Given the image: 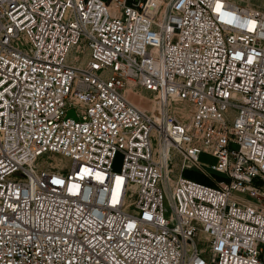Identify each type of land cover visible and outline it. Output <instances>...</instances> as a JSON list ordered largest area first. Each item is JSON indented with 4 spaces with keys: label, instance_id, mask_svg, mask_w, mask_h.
Segmentation results:
<instances>
[{
    "label": "built area",
    "instance_id": "obj_1",
    "mask_svg": "<svg viewBox=\"0 0 264 264\" xmlns=\"http://www.w3.org/2000/svg\"><path fill=\"white\" fill-rule=\"evenodd\" d=\"M256 180L264 0H0V264H264Z\"/></svg>",
    "mask_w": 264,
    "mask_h": 264
},
{
    "label": "rangeland",
    "instance_id": "obj_2",
    "mask_svg": "<svg viewBox=\"0 0 264 264\" xmlns=\"http://www.w3.org/2000/svg\"><path fill=\"white\" fill-rule=\"evenodd\" d=\"M165 1H167V0H165ZM255 2H257V1H259V0H254ZM134 90V89H133ZM135 91H137L136 89H135ZM131 93H133V94H137V93H135V92H131ZM130 96H132V94H129ZM151 96H152V98H150V96H149V99H148V101L147 102H145V103H140V101L138 100V98H134V96H132V97H130V96H128V98L132 101V102H134L138 107H140V106H142L143 108H144V111H146V112H153L154 111V96L152 95V94H150ZM141 108V107H140ZM142 109V108H141ZM201 160H202V162H204V163H207V164H214L215 163V161L211 158V157H209V156H207V155H204V156H202V158H201ZM217 179H221L222 178V176L221 175H219V174H216V173H212ZM185 177L186 178H190V179H192V180H198V181H201V182H203V183H206V184H209V182L208 181H206V180H203V178L202 177H200V175L199 174H197V173H195V172H188L186 175H185ZM254 185L256 186V187H264V183H262L260 180H256L255 182H254Z\"/></svg>",
    "mask_w": 264,
    "mask_h": 264
},
{
    "label": "bare ground",
    "instance_id": "obj_3",
    "mask_svg": "<svg viewBox=\"0 0 264 264\" xmlns=\"http://www.w3.org/2000/svg\"><path fill=\"white\" fill-rule=\"evenodd\" d=\"M76 53H74V54H76ZM79 69L82 70L81 72H85L84 66H79ZM131 92H135L137 94H133ZM126 93H127V96H130L129 94H132V96H134V98H138V100L142 104L148 101L149 96H150V98H152V96L147 92H139V91H135L133 89H129ZM132 96H130V97H132ZM154 101H155V99H154ZM140 107L142 108V110H144V108L142 106H140ZM54 160H55V165L60 167V168H65L69 165V162L63 158L54 157Z\"/></svg>",
    "mask_w": 264,
    "mask_h": 264
},
{
    "label": "water",
    "instance_id": "obj_4",
    "mask_svg": "<svg viewBox=\"0 0 264 264\" xmlns=\"http://www.w3.org/2000/svg\"><path fill=\"white\" fill-rule=\"evenodd\" d=\"M68 118L76 119V115H75V112L73 110H71L68 113ZM122 161H123V157L121 155H119L116 159L115 166H114L117 171L120 170L121 165H122Z\"/></svg>",
    "mask_w": 264,
    "mask_h": 264
},
{
    "label": "snow or ice",
    "instance_id": "obj_5",
    "mask_svg": "<svg viewBox=\"0 0 264 264\" xmlns=\"http://www.w3.org/2000/svg\"><path fill=\"white\" fill-rule=\"evenodd\" d=\"M218 8H219V5H218ZM83 171H84V174H87V175H90L91 174L90 171H89V169H87V168H85ZM96 177H97V179H102V177L99 175V173L96 174ZM56 183H60V181H56ZM73 187L75 188L77 186L74 185ZM129 227L130 228L131 227H134V225L129 224Z\"/></svg>",
    "mask_w": 264,
    "mask_h": 264
},
{
    "label": "crops",
    "instance_id": "obj_6",
    "mask_svg": "<svg viewBox=\"0 0 264 264\" xmlns=\"http://www.w3.org/2000/svg\"><path fill=\"white\" fill-rule=\"evenodd\" d=\"M105 1H109V0H105Z\"/></svg>",
    "mask_w": 264,
    "mask_h": 264
}]
</instances>
